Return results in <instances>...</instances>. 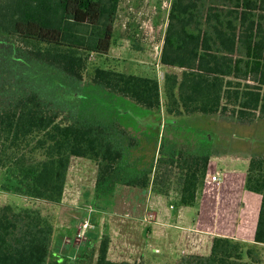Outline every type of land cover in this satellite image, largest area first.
I'll use <instances>...</instances> for the list:
<instances>
[{
	"label": "trees",
	"instance_id": "16d2710c",
	"mask_svg": "<svg viewBox=\"0 0 264 264\" xmlns=\"http://www.w3.org/2000/svg\"><path fill=\"white\" fill-rule=\"evenodd\" d=\"M119 3L0 0V190L25 200L0 203V264H143L111 260L105 231L76 258L55 252L73 156L97 163V202L127 185L197 204L218 154L209 135L179 146L147 132L144 149L145 131L121 120L129 101L160 128L196 117L229 128L264 119V0H172L160 57L166 102L159 78L88 69L92 54L108 55L115 43ZM248 158L246 188L262 195L254 242L216 236L208 254L182 253L174 264H264V153Z\"/></svg>",
	"mask_w": 264,
	"mask_h": 264
},
{
	"label": "rangeland",
	"instance_id": "374dc122",
	"mask_svg": "<svg viewBox=\"0 0 264 264\" xmlns=\"http://www.w3.org/2000/svg\"><path fill=\"white\" fill-rule=\"evenodd\" d=\"M171 3L172 0H120L115 21L116 42L113 46V54H92L89 60V71L92 72L95 67L99 66L103 68L116 69L127 73L159 78L162 101L166 102V82L164 81V77L167 71L169 74V68L161 64L160 57L162 52V41L169 20ZM136 48H140L141 52L139 50H136ZM182 71V69L179 70V76H181ZM127 104V113L125 114V116H121V120H124L126 122H133L132 124L135 126L140 125L139 127L142 129V131H145V134L143 135L144 149L147 147L146 143H148L149 139V137H146L148 135H146L147 132L150 134L151 141H153L154 138V136L151 135L158 133L162 135L164 132L168 137L175 140L176 143L179 142V146H182L188 142H193L191 139L196 133L200 134V136H203L204 139L205 137L207 139V135H209V140L213 142L215 151H217L218 153L217 155H215L216 157L240 153V155L236 156L240 160L233 163L235 168L241 171L242 176L243 172H248L250 162L248 157L253 156L257 153H264L263 118L256 120L250 126L239 124L237 127L230 128L229 126L224 124L221 126L216 122L213 125L209 124V122L207 125H205L203 124V117H196L191 120L185 118L184 120L187 121L186 123L179 121L180 119H176L175 122L171 121V123L165 128H160L159 125L148 121L149 118L152 119V113L150 111L136 108L130 101ZM131 107L134 109L133 111L131 110ZM220 132H225L223 134H227V136L225 135V139L218 137V134H220ZM195 143L196 142H193L192 144L196 145L197 143ZM186 147L188 146L186 145ZM144 154L146 156L145 158H147V160H150L152 155L151 148H148V150ZM145 161L146 159L143 158V163ZM218 169L219 163L217 164L215 160L211 161V163L209 164V171L212 172ZM174 171L176 172L178 171V169H174ZM97 175L98 165L95 161L83 157H73L68 173L69 187L71 188V190H73V185H76V187L80 185L87 194L92 195L93 185L96 181ZM213 186L215 187L216 184H213ZM212 191L214 192V190ZM171 194L179 196L177 191L174 190L171 191ZM88 200L92 203L94 202L93 198H89ZM89 201L86 205L76 206V208L79 207L80 210H82L83 208L84 212H81L82 217L80 220H78V230L83 218L87 215V213L88 215L90 213L89 210L92 204L89 203ZM127 201L128 199H124L122 202ZM7 202H11L14 205L25 204L24 199L12 193H8L7 191L5 192L0 190V203ZM107 204L108 203H104V201L102 203H97V205L102 207H105ZM65 205V211H70V214L74 210H76L74 209V204ZM158 206L159 208H161L163 215H166L167 213L166 216H170L171 212H173L174 215H177L179 211L182 210V206L178 204V199L175 198V196H171L169 198L166 197ZM186 209L189 211L187 220L184 221L183 219H180L181 221H173L174 224H178L179 226L172 227L170 225L165 226L157 224L155 228L151 225L152 227H154V231L155 229H163V232L168 231L170 233L168 234V236H171V238L173 239L174 248H172V252L174 254L169 253L163 256H158L159 254L151 250L153 247L157 246V244H154L153 242H151V245H148L147 247L149 251H144V253L146 252L145 255L140 256L135 249L137 245H132V243H130V245L129 243H127L126 237L121 236L123 232H126V230H128L127 225H125V222L128 219L122 216L120 217L111 215L110 217L112 218V221L109 220V225H111V233L117 231V236H114L115 242L114 246L112 247L111 257L119 259V261H135L143 264H174L176 262L174 256H179L181 251L180 248H178L179 243L181 242L179 231L183 230L177 227L185 226L186 224L192 226L197 225L200 227L199 221L201 218V213H199V211H201V203L197 202L196 205L192 207H186ZM60 210L61 208H58V214H60ZM151 210H156V208L152 205ZM93 216H95V213L91 214V219ZM166 220H169V218L166 217ZM142 224L144 227H146L147 225V223L144 222H142ZM140 227H142V225H140ZM99 229V227L97 228L95 225H93V227H91L89 231L96 230V232L99 233ZM153 232L152 230H150V237H148V235L145 236L147 242L153 238ZM122 239L125 240V243L121 242ZM130 239H135V237H130ZM142 243L137 242V244H139V246L141 247ZM198 245L200 246L197 248V250L200 253L204 254L208 252L207 245L205 246L204 241ZM119 253L121 255H118Z\"/></svg>",
	"mask_w": 264,
	"mask_h": 264
},
{
	"label": "crops",
	"instance_id": "0c3cea01",
	"mask_svg": "<svg viewBox=\"0 0 264 264\" xmlns=\"http://www.w3.org/2000/svg\"><path fill=\"white\" fill-rule=\"evenodd\" d=\"M165 35L166 32L162 41L161 50L164 45ZM114 44L111 47L112 51L110 49L108 54H113ZM136 50L141 52L140 48H136ZM238 155H240V153L234 155H223L221 157L215 156L211 158L210 163L215 160L217 164L219 163V169L210 172L208 167L204 187L197 198V202L201 203V211H199V213H201L199 221L200 227L188 224L177 227L183 229L182 231H179L181 240L178 247L181 250L179 256L182 253H200L197 248L200 246L198 244L203 241L205 242V246L207 245L208 248V252L204 254H208L212 247V241L216 236L237 238L250 243L254 242L255 231L262 203V195L249 191L246 188V178L248 172H243L242 176L241 171L237 170L233 163L240 160L236 157ZM214 174L220 178L219 184L211 181V177ZM96 181L93 185V194L89 195L80 185H78V187L73 185V190H71L67 175L63 201L60 207L61 210L60 214H58V232L54 245V250L59 256L76 258L89 244H92L94 247H98L100 237L105 231L111 237L108 253L109 258L113 261H119V259L111 257L112 247L115 242L114 236H117V231L111 233L110 230L111 225H109V220L112 221V218L110 217L111 215L122 216L128 219L125 222L128 230L123 232L121 236L126 237L127 243L137 245L135 249L140 256L145 255V253L149 251L147 247L148 245H151V242L157 244V246L153 247L151 250L159 254L158 256L173 253V239L171 236H168L170 233L168 231L163 232V229H155L154 231L153 228H156L157 224L165 226L170 225L172 227L179 226L178 224H174L173 221H178L180 219H183L184 221L187 220L189 211L186 207L192 206H182V210L179 211L177 215H174L173 212H171L170 216H166L167 213L166 215H163L161 208H159L158 205H160L166 197L169 198L171 196H175L179 202V196L173 195L171 192L169 195H165L152 190L151 187L143 189L141 187L127 185H117L115 193L112 197H110V199L100 200L97 202L95 199ZM213 184H216V186L214 187ZM212 190H214V192ZM87 196L89 198H93L94 202H90ZM124 199H128V201L122 202ZM88 201L92 204L89 210V218L92 224L100 229L99 233H97L96 230H90L87 235L80 238V236H78L77 225L78 220L82 217L81 212H83V208L80 210L79 207L76 208V206L86 205L88 204ZM103 201L104 203H108L105 207L97 205V203H102ZM65 204H74V209H76L74 211L72 210L74 213L72 212L70 214V211H65ZM152 205L156 208V210H151ZM92 213H95V216L91 219ZM166 217H168L169 220H166ZM140 220L147 223L146 227L143 226ZM140 225H142V227H140ZM150 230H152V232L154 231V236L152 238L153 240L151 239L147 242L145 236L148 235V237H150ZM130 237H135V239H130ZM121 242L125 243V240L122 239ZM137 242H143L142 247L139 246ZM144 251L146 252L144 253ZM118 255L121 254L119 253ZM179 256H174V259L176 260Z\"/></svg>",
	"mask_w": 264,
	"mask_h": 264
},
{
	"label": "built area",
	"instance_id": "2783aa9c",
	"mask_svg": "<svg viewBox=\"0 0 264 264\" xmlns=\"http://www.w3.org/2000/svg\"><path fill=\"white\" fill-rule=\"evenodd\" d=\"M211 181L219 184L220 178L214 174L211 177ZM91 227H93V224L91 223V221L89 219V215L85 216L82 220V223L79 226L78 236L82 237V236L86 235Z\"/></svg>",
	"mask_w": 264,
	"mask_h": 264
},
{
	"label": "water",
	"instance_id": "95a60500",
	"mask_svg": "<svg viewBox=\"0 0 264 264\" xmlns=\"http://www.w3.org/2000/svg\"><path fill=\"white\" fill-rule=\"evenodd\" d=\"M164 73V72H163Z\"/></svg>",
	"mask_w": 264,
	"mask_h": 264
}]
</instances>
